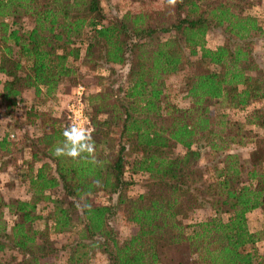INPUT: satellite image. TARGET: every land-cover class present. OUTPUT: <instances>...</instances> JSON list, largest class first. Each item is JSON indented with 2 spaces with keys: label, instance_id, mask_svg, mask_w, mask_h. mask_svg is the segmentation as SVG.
I'll list each match as a JSON object with an SVG mask.
<instances>
[{
  "label": "trees",
  "instance_id": "trees-1",
  "mask_svg": "<svg viewBox=\"0 0 264 264\" xmlns=\"http://www.w3.org/2000/svg\"><path fill=\"white\" fill-rule=\"evenodd\" d=\"M170 9L171 15L140 11L106 19L98 0H0V103L7 113L26 89L35 107L54 99L63 79L75 80L77 60L92 69L127 65L124 85L110 71L112 78L105 77L99 92L85 98L95 142L87 160L53 155L67 126L63 115L47 113L46 124L36 111L26 113L29 123L38 120L40 134H21L17 151L6 134L0 137V156L29 154L20 164L28 197L7 203L0 198V254L13 253L0 264H52L49 258L59 250L50 246L49 236L67 233L73 224L79 231L63 248V264H87L96 252L105 264H264L252 247L258 234L246 225L247 213H264V170H258L264 140H255L242 161L222 144L228 121L210 110L221 104L243 112L258 104L245 121L263 128L264 72L252 45L264 29L254 16L219 0H175ZM22 19L30 25L25 31L15 28ZM209 30L220 32L224 44L206 48ZM83 36L81 53L77 41ZM185 65L193 71L185 82L188 106L180 109L166 102L162 90L164 78ZM236 136L228 138L231 145H237ZM132 153L128 170L146 180L145 192L135 199L126 196L133 181L124 177ZM52 190L57 197L46 194ZM97 192L114 196V203L86 208ZM198 211L210 217L183 222ZM118 212L135 226L122 241L108 223ZM41 222L42 230L34 229ZM181 248L187 256L175 257Z\"/></svg>",
  "mask_w": 264,
  "mask_h": 264
},
{
  "label": "rangeland",
  "instance_id": "rangeland-1",
  "mask_svg": "<svg viewBox=\"0 0 264 264\" xmlns=\"http://www.w3.org/2000/svg\"><path fill=\"white\" fill-rule=\"evenodd\" d=\"M99 5L102 11V15L106 19H111L114 17H121L126 12L128 13H137L140 11L143 12H153L156 13L158 11H164L168 13V15H171L172 9L170 11L167 10L168 5H172L169 3V0H98ZM209 0H203L204 3L208 2ZM226 6H230V8L236 12V13H242V14H249L251 16H254L257 20V23L264 29V0H219ZM167 7V8H166ZM151 20L153 18H156L157 15H151ZM30 25H28V22L25 21V19L20 20L15 28H21L22 31H25L29 28ZM161 39L166 38V35H159ZM262 37L264 36H255L254 37V44L252 45V52L254 55L255 60L257 63H259V66L262 68L261 70L264 72V41L262 40ZM83 36L81 40L77 41V45L82 49L84 46V39ZM82 43V44H81ZM224 44L223 37L220 32L218 31H211L209 30L205 35V47L208 49H214L215 47H218L220 45ZM189 61H194V58H190ZM73 69L75 71V80L70 82L67 79H63L58 85H59V92L62 94V96H54L53 98H50V100H45L41 103V105H37L35 107L34 100H33V94L31 89H26L22 93H24V97L21 99V103L13 110L5 111L3 104L0 103V125L8 124L11 125V127L15 128V126L21 131H24L23 133L27 135L29 138L37 137L40 134V131L38 129V120H35L33 123H29L27 121V118L24 120V117L26 113L29 111H36V116L38 114H41L42 121L44 123L49 122V118L45 117L47 113H50L54 117L62 116V105L65 100V95H67L71 90V85H81L85 89V98L89 95H93L97 92H99V88L105 85V77L112 78L109 75V72L112 71L115 72L114 75L117 76V83H121L120 85H124L125 79L124 77L127 65L122 67H112V70L107 69L106 67L98 66V68L92 69L87 64L84 63L83 59L77 60L74 63H72ZM210 69H214V67H209ZM193 71V67H190L189 65H185L182 70L179 72L169 75L164 78V85L162 93L166 96V102L171 103L177 108L183 109L188 106V100L184 98V89H185V82L191 72ZM1 79H0V90H1ZM29 106H31L29 108ZM35 107V108H34ZM259 107L258 104H255V106L249 107L245 109L243 112H239L236 110H229L226 109L221 104H215L213 105L210 110L213 113H215L216 116H224L225 119L229 123V128H227L223 134L221 135L223 139V145L228 146L230 145V148L228 149L230 152H235L239 156V158L242 161L248 160V154L250 151L254 150V141L257 139L264 140V125L263 128H256L250 125H247L245 118L246 113L250 111L252 108ZM13 112V114H12ZM5 113H7L5 115ZM43 115V116H42ZM24 120L21 121V120ZM44 119V120H43ZM15 120V121H14ZM7 127V126H6ZM12 128L9 127V129L12 130ZM8 140L14 142L15 144L18 142H15L14 139H16L17 135L15 132H6ZM234 135H237L235 138L234 143L229 141L228 138H230ZM231 142V143H230ZM18 145V144H17ZM20 146V145H18ZM18 146H15V151H17ZM176 152V151H175ZM26 152V155H22L20 151L18 153H13L8 156H0V198L5 203L15 200H24L26 197H28V180L24 175L25 172H18L17 166H20L18 163V159L22 160H29V154ZM1 155V154H0ZM21 156L23 158H21ZM135 158V153H132L131 155L126 157V170H125V179H128L130 181H133V184L128 188V191L126 192V196L135 199L137 196L143 194L145 192V186H146V180L144 175L140 174H131L130 170H128L131 166L132 161ZM21 163V162H20ZM202 163V161L200 162ZM34 167H36L38 164L35 162ZM259 169L263 171L264 170V163L259 164ZM204 168H206L204 166ZM19 169V167H18ZM207 172V169H206ZM209 172H207L208 175ZM245 180V175H241V181ZM46 194L51 195L53 197L58 196V191H48ZM52 198V197H51ZM115 197L111 196L109 194H105L103 192H97L93 193L88 197L87 205L94 206V205H109L111 203H114ZM42 205V203H39ZM3 215L2 218L5 221L7 225L11 224L12 218L7 213L6 209H2ZM43 214V213H42ZM210 217V212L208 211H198L194 214L189 215L188 219L186 221H183L184 223H191L192 221L197 222L201 220H205ZM109 226L115 231L116 237L119 241H122L126 239L135 229V226H133L130 223L125 222L123 216L118 212L113 217L109 218L108 220ZM45 223V222H44ZM43 222L36 223L33 225L34 229L42 230V227L44 225ZM246 225L247 229L251 233H257L259 240L252 245L253 249L257 252L259 256H262L264 259V213L261 209H257L256 211H252L246 214ZM79 229L76 226V224H73V226L70 227V230L67 233L64 234H56V235H50L49 241L50 246L53 249H58L55 254V256H50L49 263L52 264H63L65 260V253L66 251L63 249L67 247V245L74 242L77 238V233ZM65 245V246H64ZM64 246V247H62ZM179 252H182L184 256L186 255V251L184 249H179V251H176L174 254L175 257H178ZM13 253L10 251H6L2 254H0V260L3 262L4 260H8L11 258ZM187 256V255H186ZM185 256V257H186ZM15 257V255H14ZM87 264H105V259L102 255L99 253H90L88 255V261Z\"/></svg>",
  "mask_w": 264,
  "mask_h": 264
},
{
  "label": "clouds",
  "instance_id": "clouds-1",
  "mask_svg": "<svg viewBox=\"0 0 264 264\" xmlns=\"http://www.w3.org/2000/svg\"><path fill=\"white\" fill-rule=\"evenodd\" d=\"M174 4L175 0H169ZM62 143L54 149L53 155L72 159L87 160L95 151V142L92 138V130L80 122H72L65 127ZM95 163L94 160L90 161ZM86 208L89 205H84Z\"/></svg>",
  "mask_w": 264,
  "mask_h": 264
},
{
  "label": "built area",
  "instance_id": "built-area-1",
  "mask_svg": "<svg viewBox=\"0 0 264 264\" xmlns=\"http://www.w3.org/2000/svg\"><path fill=\"white\" fill-rule=\"evenodd\" d=\"M65 97L62 105V114L65 118L67 126L72 122H80L84 126L92 130V126L85 113V89L81 85L72 87Z\"/></svg>",
  "mask_w": 264,
  "mask_h": 264
},
{
  "label": "crops",
  "instance_id": "crops-1",
  "mask_svg": "<svg viewBox=\"0 0 264 264\" xmlns=\"http://www.w3.org/2000/svg\"><path fill=\"white\" fill-rule=\"evenodd\" d=\"M0 79H1V81H3L4 80V76H2V75H0ZM59 90V85L57 86V89H56V92H55V94H54V96H57V97H59V96H62V94L58 91ZM23 98L24 97V93H22L21 94V96H20V98ZM21 98V99H22ZM31 106H29V108H30ZM16 108V107H15ZM14 108V109H15ZM12 114H13V112H12ZM15 121V120H14ZM21 121H23L24 122V120L22 119ZM7 126V127H6ZM9 127L10 128H12L11 127V125H8V124H3V125H0V137H2L3 135H7V133L6 132H15V134L17 135V137H16V139H14V141L15 142H19L20 141V139H21V134H23V132L24 131H21V129H19V128H17L16 126H15V128L13 127L12 128V130L11 129H9ZM8 137V136H7ZM18 145H19V143H18ZM17 145V143H16V146H18ZM16 148H19V146L18 147H16ZM21 153H22V155L24 154V156L26 155V150H21L20 151ZM18 153V152H17ZM28 155V154H27ZM21 158H23L22 156H21ZM27 158H29V157H27ZM23 160H25V159H22V160H20V159H18L17 161H18V163H19V165L21 164L20 162H23ZM38 166V165H37ZM18 167H19V169H18ZM22 168V165H20V166H17V171L18 172H20V169ZM21 172H25V170L23 169V170H21ZM27 198V197H26ZM257 210V209H256ZM256 210H254V211H256Z\"/></svg>",
  "mask_w": 264,
  "mask_h": 264
}]
</instances>
